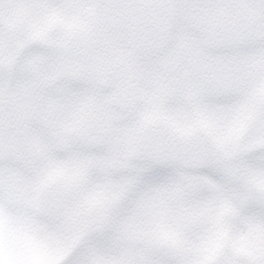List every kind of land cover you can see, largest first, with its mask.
Here are the masks:
<instances>
[{
    "label": "snow or ice",
    "instance_id": "snow-or-ice-1",
    "mask_svg": "<svg viewBox=\"0 0 264 264\" xmlns=\"http://www.w3.org/2000/svg\"><path fill=\"white\" fill-rule=\"evenodd\" d=\"M0 264H264V0H0Z\"/></svg>",
    "mask_w": 264,
    "mask_h": 264
}]
</instances>
